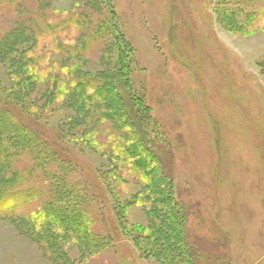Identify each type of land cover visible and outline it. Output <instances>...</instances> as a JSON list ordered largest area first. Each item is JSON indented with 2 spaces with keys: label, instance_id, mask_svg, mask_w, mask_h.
<instances>
[{
  "label": "rangeland",
  "instance_id": "obj_1",
  "mask_svg": "<svg viewBox=\"0 0 264 264\" xmlns=\"http://www.w3.org/2000/svg\"><path fill=\"white\" fill-rule=\"evenodd\" d=\"M171 262L264 264V0H0V264Z\"/></svg>",
  "mask_w": 264,
  "mask_h": 264
},
{
  "label": "trees",
  "instance_id": "obj_2",
  "mask_svg": "<svg viewBox=\"0 0 264 264\" xmlns=\"http://www.w3.org/2000/svg\"><path fill=\"white\" fill-rule=\"evenodd\" d=\"M112 76H117V75H115V73H113V75ZM98 83L100 82V86L101 87H99V89H101V90H98L97 92H99L100 91V93H102V94H99V96L102 98H104V100H107V95H106V92H107V90H109V89H111L112 87H113V85L114 84H112V83H109V81H106L105 82V80H102V79H95ZM114 82V81H113ZM103 88V89H102ZM9 111H10V109H9ZM113 118H118V116H117V114H115V116L113 117ZM142 144H145V146H147L148 147V145H150V144H152L151 142V140H149V138H145V139H143L142 141ZM147 144V145H146ZM151 149L154 151V154H155V157H156V159H157V162L159 163V164H163L162 163V159H163V150L159 147V146H157V145H155V144H152L151 145ZM123 151V150H122ZM120 154L122 155L123 154V152H120ZM165 180L167 181V182H169V183H171V177H170V175H169V173H166L165 175ZM148 189V188H147ZM152 194V193H151ZM158 207H160L161 208V206L159 205ZM164 207H165V205H164ZM163 213V212H162ZM179 213H182V211H179ZM165 215V214H164ZM167 216H169V217H171V216H174V214H167ZM79 223V222H78ZM177 231H179V229L177 230ZM168 233H169V235H170V232H167V231H163V230H161V229H159V230H157V232H156V235H157V237L159 236V235H163V237H169L168 236ZM169 245H170V243H169ZM172 245V244H171ZM173 246V245H172ZM170 247V246H169ZM187 251L189 252V253H191L192 255H194L195 254V249L196 250H200L198 247H196V246H192V245H190V244H188L187 243ZM175 249V248H174ZM192 249H194V251L192 250ZM170 250H171V248H170ZM210 257H212V258H216L217 257V255H216V253H212V252H210V255H209ZM187 261H189V260H187ZM171 264H174V262H171ZM176 264V263H175Z\"/></svg>",
  "mask_w": 264,
  "mask_h": 264
}]
</instances>
